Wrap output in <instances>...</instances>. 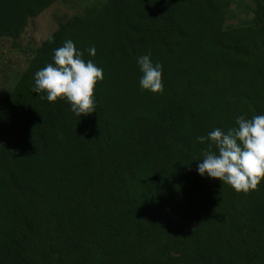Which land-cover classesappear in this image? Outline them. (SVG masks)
<instances>
[{
	"label": "trees",
	"instance_id": "1",
	"mask_svg": "<svg viewBox=\"0 0 264 264\" xmlns=\"http://www.w3.org/2000/svg\"><path fill=\"white\" fill-rule=\"evenodd\" d=\"M59 1L0 0V38ZM235 1L103 0L32 50L0 98V264H264V180L197 171L198 136L264 115V0L228 26ZM69 39L103 69L89 116L33 92ZM149 52L163 94L140 88Z\"/></svg>",
	"mask_w": 264,
	"mask_h": 264
},
{
	"label": "clouds",
	"instance_id": "2",
	"mask_svg": "<svg viewBox=\"0 0 264 264\" xmlns=\"http://www.w3.org/2000/svg\"><path fill=\"white\" fill-rule=\"evenodd\" d=\"M87 51L91 56L96 55L95 47ZM82 57L83 53L72 40L65 41L62 47L54 50L53 62L35 73L33 92H45L49 103L65 99L78 117L96 112L94 92L97 83L104 79L103 69ZM150 57L149 52L137 59L142 73L140 88L163 94V66L154 64ZM236 125L227 131L217 127L207 137H197L201 144L209 141L202 150L203 159L197 171L202 177L207 174L230 185L236 192L247 194L250 190H257L264 180V115L251 119L239 116Z\"/></svg>",
	"mask_w": 264,
	"mask_h": 264
},
{
	"label": "rangeland",
	"instance_id": "3",
	"mask_svg": "<svg viewBox=\"0 0 264 264\" xmlns=\"http://www.w3.org/2000/svg\"><path fill=\"white\" fill-rule=\"evenodd\" d=\"M103 0H61L32 18L17 40L0 38V98L13 86L26 68L32 50L39 46L57 27L71 16L82 12L91 4ZM253 4L248 0L235 1L226 18V25L247 24L253 18Z\"/></svg>",
	"mask_w": 264,
	"mask_h": 264
}]
</instances>
